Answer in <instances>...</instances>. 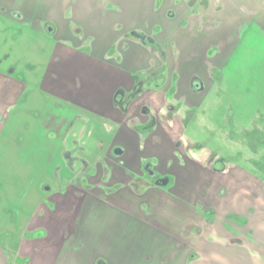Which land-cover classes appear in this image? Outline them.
<instances>
[{
	"label": "crops",
	"instance_id": "1",
	"mask_svg": "<svg viewBox=\"0 0 264 264\" xmlns=\"http://www.w3.org/2000/svg\"><path fill=\"white\" fill-rule=\"evenodd\" d=\"M29 1L0 0V19L37 32L54 48L38 84L30 79L35 67L28 49L21 58L0 49V168L6 167L10 151L28 147L33 121L27 119L29 114L23 118L24 112L20 121L15 115L28 112L33 100H41L44 108L39 114L44 118L37 120H42L40 130L49 143V166L56 173L62 167L76 173L59 189L47 185V196L32 203L17 244L7 241L10 246L0 250V264H264V178L240 166H214L211 154L202 158L195 152L196 138L186 137L188 119L195 112L206 114L223 102V93L216 88L219 74L229 90L253 59L264 60L260 18L264 0H257L256 6L252 0L250 7L244 0H233L237 8L243 2L258 15L256 21L238 18L240 37L219 40L209 52L203 36L223 25L219 13L229 0H209L208 9L202 0H174L173 20L164 31L161 27L159 35L151 34V27L159 25L156 20L149 27L115 30L112 17L103 13L119 14L109 9L116 8L114 0H75L73 11L77 9L80 22L98 17L91 31L96 37L91 33L84 41L60 30L53 20L34 24ZM207 19L211 21L205 25ZM72 20H78L75 12ZM169 30L174 35L172 48L164 39ZM4 31L0 23V46L8 44L3 42ZM128 31L146 34L155 45L129 40ZM225 46L232 47L228 54H222ZM214 48L217 52H212ZM204 52H208L207 66L198 62L196 69L194 61L199 56L205 60ZM233 62H245L246 70L233 68ZM163 65L162 81L148 83L127 109L116 102V92L130 94L136 81L153 77L152 69L159 71ZM199 69H204L203 75ZM257 69L264 75V61ZM49 109L52 114L45 116ZM91 116L111 135L107 143L96 133L98 126ZM148 125L150 130L142 132L140 128ZM51 142L58 146L57 156L51 154ZM117 149L120 154H114ZM187 156L193 158L189 163L184 160ZM101 161L112 173L106 183ZM146 163L158 177L170 178L168 186L147 183ZM94 168L98 176L86 184L78 181Z\"/></svg>",
	"mask_w": 264,
	"mask_h": 264
},
{
	"label": "rangeland",
	"instance_id": "2",
	"mask_svg": "<svg viewBox=\"0 0 264 264\" xmlns=\"http://www.w3.org/2000/svg\"><path fill=\"white\" fill-rule=\"evenodd\" d=\"M244 1L248 3L247 7L251 6L252 0ZM114 2L116 3V8L113 7L114 5H110L109 9L116 10L119 14L114 17L112 11H103V13H107L109 18L112 17L115 30H120L121 32L127 28H133L134 25L140 28L144 25L149 27L150 22L156 20L159 25L151 27V34L159 35L161 27H163L164 31V25L173 20L174 0H114ZM228 2L226 10L223 13H219L223 25L221 24L219 29L210 31L206 36H203L202 40L207 45V51L219 40L226 39L227 42L231 38L236 39L240 37L241 30L237 29L238 18L256 21L258 15L251 14L246 9L247 7L243 6V2L241 7L238 8L235 6L233 0H229ZM257 3L256 0L254 5L256 6ZM73 4H76L75 0H32L29 1L28 5L34 7L33 15L30 16L34 24H41L42 22L45 25L48 24V20H53L55 24L57 23L60 30H66L70 36L72 35L77 39L84 41L85 37L91 33H93L91 34L93 37H96L95 33L91 31L95 29L94 24H98L97 14L92 16L91 21L88 23L80 22L81 19L78 18L77 9L73 11L75 7H73ZM66 5H70V7L67 6L66 12H61L62 6ZM142 10H144L143 15L138 17V13ZM215 11L216 8L212 10L211 14H214ZM74 12L78 19L76 21L72 20ZM156 13L161 14L159 16ZM84 16H82V19L86 20V15ZM103 17H105L104 14ZM260 18L264 21V14ZM65 22L67 23L64 24ZM0 23L3 29L6 30L4 31L6 35L3 37V42L8 43L0 46V49L5 54H10L13 58L25 57L24 53L28 49L31 52L29 58L35 67V70L30 72V79L34 84H38L40 75L43 73L44 67L51 55L52 48H54L52 43L49 42L48 38H44V36L37 32L27 31L22 25L14 24L11 20L0 19ZM133 32L135 31H130L125 36L129 37ZM169 33L170 30L167 32V37L165 38L164 36V39L170 43L172 48L174 35H170ZM92 40H86L88 48ZM129 40L132 39L130 38ZM246 43L247 41L244 42V44ZM194 47L196 52L199 53L200 47L196 42ZM225 48L227 49L222 50V54L225 52L228 54L232 47L225 46ZM217 49L214 48L212 52H217ZM208 52H204L205 60L200 59L199 56L194 61L196 69L198 62L207 66L205 61L208 59ZM253 54L250 52L248 55ZM255 54H259V51L255 52ZM210 55L213 56L214 54ZM262 61L264 60L253 59V65L247 69V73L240 79L237 77V82H232L229 85V90L226 87L224 88V76L219 74L217 76L216 88L218 92L221 90V93H223V102L218 108L210 109L206 113L207 115L203 112L200 114L195 112V116L188 119L186 137L196 138L195 146L200 149L195 152L200 154L202 158L208 154L215 156L210 159L213 165L216 164L224 168L234 165L240 166L251 171L253 170V172L258 173L264 178V75L256 73L258 71L257 65L261 66ZM233 66L238 67L237 70H246L245 62L237 64L233 62ZM203 70H198L199 75L204 74ZM237 74L241 73L237 72ZM253 74L259 77H255ZM30 104L28 112L23 110L18 117L17 114L15 115V118L20 121V115L24 112L21 116L24 118V115L29 114L27 119L33 121L28 131L30 132V136H27L29 140H26L28 147L19 148L15 152L10 151L8 153L9 157L5 161L6 167L0 168V170H3L0 172L1 252L6 251L5 246H10L7 244V241L11 242L14 246L17 244L23 227L27 224L28 213L32 207V203L37 204L40 198L47 196L46 188H49L47 185H52L53 188L59 189L65 180L68 182V180L73 178V175L67 169H64V167L61 168L59 173H56V170L49 166L48 153L46 152L49 143L45 141L47 137L46 133L40 130L42 120H37L44 118V116L40 117L41 115L39 114V109L44 108V106L41 105V100H33ZM222 108L224 109L223 113ZM52 112L53 110L49 109L44 114L47 116V113L52 114ZM90 118L92 123L98 126L96 133L102 134L104 143H107L109 139L111 140V135L101 128L103 123L100 126L95 118L92 116ZM9 132L10 129H8ZM40 135L43 136L41 137ZM99 149H101L100 145ZM50 150L51 154L55 155L58 152V146L51 142ZM100 153L102 154V151ZM10 156H12V164ZM192 159L190 156L184 158L187 163ZM60 160L63 162L62 158ZM77 169L80 170L79 168ZM65 170L69 173L66 174ZM16 218H18V221H16ZM7 233L13 234L7 236L5 235ZM75 249L78 248H74L73 250Z\"/></svg>",
	"mask_w": 264,
	"mask_h": 264
},
{
	"label": "flooded vegetation",
	"instance_id": "3",
	"mask_svg": "<svg viewBox=\"0 0 264 264\" xmlns=\"http://www.w3.org/2000/svg\"><path fill=\"white\" fill-rule=\"evenodd\" d=\"M192 2H193V0H192ZM201 2H202L201 3L202 6L204 8H207V9L210 8L209 0H202ZM192 4H194V3H192ZM218 10H220V9H218ZM222 10L223 9H221V11ZM208 21H211V20L207 19L206 22H205V25L206 24L208 25ZM129 38H131L132 40L144 43V45L146 47H148V45H150V47H153L155 45L154 39H152L151 37H148L144 33H140V32H137V31L133 32L129 36ZM114 51H112V54H113ZM164 65H163L162 69H160L159 71H154V69H152V73H153L152 76L153 77H150L148 79L147 78L146 79H142L141 78L140 80L136 81L135 87H134L133 91L130 94H126L124 92V90L118 91L117 95H116V102L117 103H122V108L124 110L127 109V107H129L130 104H132V102H134L136 99L140 98V96L145 92L144 88H146L145 86L148 85V83H155V81H157V82L162 81L161 78H159V77L163 74V71H164V68H165ZM156 72H158V73H156ZM149 80H151V82ZM154 86H152V87H154ZM154 121H155V119H153L152 122H151L152 126L154 124ZM151 125H148L147 127H141L140 129H142V132L144 130H150V128L152 127ZM194 149L195 150L196 149L199 150L200 148L195 146ZM116 152H119V154H120L121 151H118V149H117V151H115L114 154H117ZM213 157H215V156L213 154H211V159ZM71 162L73 163V161H71ZM99 164H100L101 170H102V182L106 183L112 177L111 170L107 166L105 161H101ZM144 172H145V179L147 180V183L149 182V184L151 183V184H156V185L168 186V184L170 182V178H168V177H158L155 174V171L153 170V167L150 164H148V163H146L145 166H144ZM75 173H76V171H73V170L70 171V174L73 175V176L75 175ZM96 176H98V169L94 168V169H91V171L89 173L82 174L80 176V178L78 179V181H81V182L86 184V183H88V179H91L92 177H96Z\"/></svg>",
	"mask_w": 264,
	"mask_h": 264
},
{
	"label": "trees",
	"instance_id": "4",
	"mask_svg": "<svg viewBox=\"0 0 264 264\" xmlns=\"http://www.w3.org/2000/svg\"><path fill=\"white\" fill-rule=\"evenodd\" d=\"M141 76H142V75H141ZM141 78H142V79H146V77H145V76H142Z\"/></svg>",
	"mask_w": 264,
	"mask_h": 264
},
{
	"label": "water",
	"instance_id": "5",
	"mask_svg": "<svg viewBox=\"0 0 264 264\" xmlns=\"http://www.w3.org/2000/svg\"><path fill=\"white\" fill-rule=\"evenodd\" d=\"M118 154V152H116Z\"/></svg>",
	"mask_w": 264,
	"mask_h": 264
}]
</instances>
